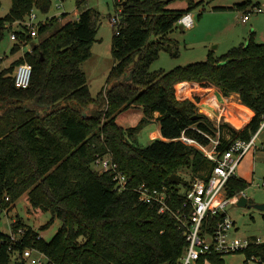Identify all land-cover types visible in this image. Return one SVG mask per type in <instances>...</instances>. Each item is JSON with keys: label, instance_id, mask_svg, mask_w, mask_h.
<instances>
[{"label": "trees", "instance_id": "trees-1", "mask_svg": "<svg viewBox=\"0 0 264 264\" xmlns=\"http://www.w3.org/2000/svg\"><path fill=\"white\" fill-rule=\"evenodd\" d=\"M84 1L75 0L76 7ZM124 1V6L123 1L116 2L120 24L111 39L113 66L104 95V90L96 97L90 95L81 69L96 41L97 27L90 9L57 28L58 17L40 23L37 34L48 35L0 70L2 205L9 206L27 193L31 207L51 214L41 230L54 219L61 222L50 241L20 220L13 224L14 231L23 229L17 241L0 231V264H24L19 256L15 260L12 256L26 248L43 252L54 264H180L187 243L175 219L139 202L132 188L141 184L166 188L173 207L181 208L186 182L178 176L180 183L174 184L170 176L188 168L192 177L203 178L210 164L196 149L172 139L184 131L204 142L192 128L214 134L213 123L197 113L198 102L212 89L223 97L238 95L240 104L253 112L243 128H228L230 136L226 124L220 123L221 149L232 140H249L260 126L264 43L255 42L250 35L246 44L219 57L209 52L205 61L150 72L158 51L171 50L174 42L167 34L182 15L200 3L187 0L186 9L175 10L168 9L164 0ZM50 4L51 0H11L8 13L0 16V40L8 25L22 20L33 8L46 13ZM255 6L258 4L252 0H243L230 9L246 11ZM16 33L19 40L25 38L23 32ZM19 48L15 44L11 51ZM23 62L32 66V73L29 86L21 89L15 87L12 74ZM133 106L140 108L142 117L136 126L124 128L118 116ZM155 113L162 139L146 147L132 144L128 136L139 132ZM104 154H110L129 178L125 191L115 189L110 173L93 167L95 157ZM248 185L234 176L225 186L226 195L232 198ZM243 254L264 257V242L248 246ZM205 262L225 264L217 254L201 257L196 264Z\"/></svg>", "mask_w": 264, "mask_h": 264}, {"label": "rangeland", "instance_id": "rangeland-1", "mask_svg": "<svg viewBox=\"0 0 264 264\" xmlns=\"http://www.w3.org/2000/svg\"><path fill=\"white\" fill-rule=\"evenodd\" d=\"M124 1V0H122ZM243 0H192L194 3H200L190 12L194 17V26L185 29L175 24L174 28L167 34L168 39L174 43L170 45L171 50L160 49L157 57L150 63L149 71H170L176 67H184L189 64L202 62L207 59L209 52L214 57H219L226 53L232 47L240 44H246L250 35L257 43H264V17L261 14L250 13V20L247 23L241 21L244 9H230ZM255 1V0H252ZM264 5V0H257ZM115 0H85L77 8L75 0H51L50 8L46 13H41L35 8L31 11L36 16L35 23H45L47 19L58 17L57 27H60L68 20L77 19V11L90 9L94 16V22L97 27L96 41L90 48L89 58L81 64V69L85 74L90 95L96 97L97 94L104 90L107 76L113 66L111 56V39L115 28L112 27V18L116 17L120 7ZM61 5V7H57ZM11 6V0H0V16L8 13ZM168 9L183 10L187 8V0H173L168 3ZM62 14H66L64 18ZM54 28V29H55ZM53 29V30H54ZM23 32V27L14 24L11 29L7 28L4 37L0 40V70L7 67L11 62L20 58L25 52L31 49L33 43H38L46 35L39 36L28 40L27 45H20V48L14 52L12 47L17 44L10 39V32ZM51 30V31H53ZM19 31V32H20ZM155 39H151L154 42ZM14 71V70H13ZM208 97L204 96L197 104V113L205 115L213 126L217 125V111L211 106L210 100L205 104V100L214 96L212 93ZM105 90L103 91V95ZM217 98V102L223 108L222 122L226 124V135L230 136V127L239 130L245 122L236 126L232 122V115L241 117L247 121L248 111L242 106L237 107L240 102L235 94L229 97ZM204 99V100H203ZM215 99V98H213ZM241 109H244L241 112ZM142 117L140 108L131 107L128 111L119 114L118 123L124 128H130L137 125ZM229 128V129H228ZM162 139L160 134L159 121L153 116L137 133L128 136V140L139 147H146L153 141ZM254 148L251 149L240 161L236 169L237 177H241L248 182V187L243 194L250 205L264 203V128L255 140ZM198 174H203L202 172ZM184 181L193 178L192 172L188 168H183L176 174ZM4 202H7L4 200ZM236 200L233 199L228 207V215L235 222V232L231 235L238 238L257 237L264 238V211H259L253 207H237ZM9 206L3 207L0 213V231L8 234L16 232L9 229V224L17 220L30 226L38 232L45 241H50L54 234L61 226L58 219H54L47 229L41 228L50 221L51 214L41 209H35L28 202L27 193L23 194L15 203H9ZM225 264H243L245 256L242 253L226 255L223 258Z\"/></svg>", "mask_w": 264, "mask_h": 264}, {"label": "built area", "instance_id": "built-area-1", "mask_svg": "<svg viewBox=\"0 0 264 264\" xmlns=\"http://www.w3.org/2000/svg\"><path fill=\"white\" fill-rule=\"evenodd\" d=\"M115 1L120 2L122 0ZM57 7H61V5H57ZM119 12L120 10L111 21L116 33L120 24ZM250 13L264 15V8L255 6L244 11L241 17L243 23L249 20ZM35 18L36 16L31 11L22 20L8 25L10 29L14 24L20 25L23 27V34L25 35V38L19 40L16 32H10V39L17 44L27 45V39L35 38L37 28L42 23H35ZM176 24L182 28L190 29L194 26V17L191 12L185 13L178 19ZM31 73L32 66L29 63L23 62L17 65L12 74L15 87L27 88L30 84ZM210 102L213 109L218 113L216 117L217 125H214L215 132L213 135L192 128L203 138L204 142L188 136L184 131L181 132L179 137L172 139V141L196 149L210 164V169L203 178L191 177L193 179L185 181L186 183L182 185L183 203L181 208L173 207V200H171V195L166 188L150 189L144 184L132 188L137 193L139 202L155 207L159 214L167 213L175 219L187 243L180 264H196L201 257L214 254L223 258L226 255L235 253L243 254L248 246L264 242V238H238L231 235V231L235 232V222L228 215L227 210L233 199L236 200L237 195L230 198L225 191L228 180L236 176V169L241 159L255 147V140L264 128V116L258 130L249 140H232L225 149H221L222 139L219 125L222 122L223 108L214 99H211ZM226 139L228 140V138ZM92 165L97 171L112 175L115 189L118 192L129 188V178L119 170L118 166L112 161L110 154L97 155ZM262 186H264V183ZM4 200L8 201V198L5 197ZM2 204L3 202L0 199V213L3 209ZM13 224L14 222L8 225L10 230H12ZM22 233L23 229L19 228L16 234L9 232L8 235L12 241H17ZM39 237L42 236L39 234ZM17 256H19V261L24 264H54L43 252L35 248L22 250L19 255H13L12 260H15ZM244 261L247 264H264V257H245ZM205 264L210 263L205 262Z\"/></svg>", "mask_w": 264, "mask_h": 264}, {"label": "water", "instance_id": "water-1", "mask_svg": "<svg viewBox=\"0 0 264 264\" xmlns=\"http://www.w3.org/2000/svg\"><path fill=\"white\" fill-rule=\"evenodd\" d=\"M164 1L167 2V3H169V2H171V1H173V0H164ZM125 4H126V1H123V2L121 3V6H124ZM42 59H43V57L41 56V60H42ZM197 117H198V116H194L193 119H195V118H197ZM170 181H171L172 183H174V184H178V183H180V180H179L178 176L175 175V174H173V175L170 176ZM248 201H249L248 198H246L245 195H244L243 192H242V193H239V194L237 195L235 205H236L237 207H242V208H244V207H253V208H255V209L259 210V211H264V203H262V204H252V205H250V204L248 203Z\"/></svg>", "mask_w": 264, "mask_h": 264}, {"label": "crops", "instance_id": "crops-1", "mask_svg": "<svg viewBox=\"0 0 264 264\" xmlns=\"http://www.w3.org/2000/svg\"><path fill=\"white\" fill-rule=\"evenodd\" d=\"M243 2V1H242ZM253 4H258V6H261L262 8H264V5H261V3L259 2V1H257V0H255V1H253ZM78 13H79V11H77V17H78ZM261 15H263V14H261ZM263 17H264V15H263ZM249 20H250V17H249ZM248 20V21H249ZM247 21V22H248ZM247 22H244V23H247ZM20 31V30H19ZM31 50V49H30ZM210 92V91H209ZM212 93H215L214 94V96H219V97H221V98H224L225 99V97H223V96H221V94H219L216 90H213L212 91ZM211 93H208V94H206L205 96L206 97H208L209 95H210ZM236 95V94H235ZM237 96V99H238V101H239V98H238V95H236ZM215 100H217V98L215 97ZM240 106H242V108H244L246 111H248V113H249V117H248V119H247V121L245 122V124L243 125V127L251 120V118L253 117V112L249 109V108H247V107H245V106H243V105H239V106H237V107H240ZM155 118H157L158 117V114L157 113H155L154 115H153ZM242 127V128H243ZM259 136V135H258ZM237 176V175H236Z\"/></svg>", "mask_w": 264, "mask_h": 264}, {"label": "bare ground", "instance_id": "bare-ground-1", "mask_svg": "<svg viewBox=\"0 0 264 264\" xmlns=\"http://www.w3.org/2000/svg\"><path fill=\"white\" fill-rule=\"evenodd\" d=\"M210 98H215L213 95L211 96V97H209L208 99H206L205 100V104H208V101L210 100ZM215 100V99H214ZM215 101H217V100H215ZM244 109H241V112H243V113H245L244 111H243ZM232 117V122H233V124H235L237 127L238 126H240V125H242L244 122H246V120H244L243 118H241V117H236V116H234V115H232L231 116Z\"/></svg>", "mask_w": 264, "mask_h": 264}, {"label": "flooded vegetation", "instance_id": "flooded-vegetation-1", "mask_svg": "<svg viewBox=\"0 0 264 264\" xmlns=\"http://www.w3.org/2000/svg\"><path fill=\"white\" fill-rule=\"evenodd\" d=\"M249 203V202H248Z\"/></svg>", "mask_w": 264, "mask_h": 264}]
</instances>
